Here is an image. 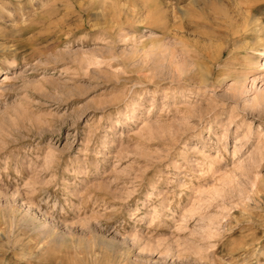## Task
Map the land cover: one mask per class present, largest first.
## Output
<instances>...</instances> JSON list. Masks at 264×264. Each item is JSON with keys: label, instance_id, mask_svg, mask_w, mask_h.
Returning <instances> with one entry per match:
<instances>
[{"label": "rangeland", "instance_id": "1", "mask_svg": "<svg viewBox=\"0 0 264 264\" xmlns=\"http://www.w3.org/2000/svg\"><path fill=\"white\" fill-rule=\"evenodd\" d=\"M0 264H264V0H0Z\"/></svg>", "mask_w": 264, "mask_h": 264}]
</instances>
